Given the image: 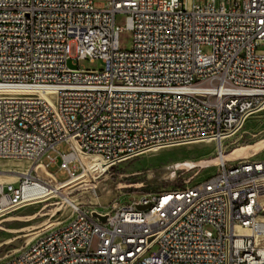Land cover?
Listing matches in <instances>:
<instances>
[{
  "label": "built area",
  "instance_id": "obj_1",
  "mask_svg": "<svg viewBox=\"0 0 264 264\" xmlns=\"http://www.w3.org/2000/svg\"><path fill=\"white\" fill-rule=\"evenodd\" d=\"M117 13L133 34L128 51L118 48ZM0 49V161L29 163L24 173L0 170V179L15 177L0 180V218L35 205L40 189L93 170L92 189L117 165L163 150L212 143L221 158L264 110V0H0ZM95 60L102 71L78 65ZM122 85L133 87L134 99L112 94ZM87 159L105 170L85 168ZM53 165L64 182L48 173ZM38 167L55 182L38 177ZM198 176L141 191L128 205L114 196L69 207L67 219L31 233L0 264H264V157ZM93 211L108 215L106 224Z\"/></svg>",
  "mask_w": 264,
  "mask_h": 264
},
{
  "label": "rangeland",
  "instance_id": "obj_2",
  "mask_svg": "<svg viewBox=\"0 0 264 264\" xmlns=\"http://www.w3.org/2000/svg\"><path fill=\"white\" fill-rule=\"evenodd\" d=\"M94 1H95L96 6L102 5V0H94ZM126 18H127V15L122 14V13H117L114 15V25H115V27H118L121 29V31L118 34V48L122 51H128L133 46V34L126 27ZM204 52L205 53H213V49L211 47H205ZM78 65L84 67L87 70H91V71H102L104 68V65H103L101 60H95L92 63H90L88 61H80V62H78ZM69 66L71 68L73 67L71 65V63H69ZM248 134H251L253 136H248ZM241 135H242V138H241V141L239 142V145L252 143L258 139L264 138V110L261 113H259L258 115L251 117L247 121ZM58 149H59L60 154H66L67 153V146H65L64 144H61L58 147ZM53 155H57V154L53 153ZM57 156H58V160L60 161L61 160L60 155H57ZM213 156H214V145L212 143L190 144V145L175 147V148L170 149V150H163V151H160L153 156H150V157L145 156V157L139 158L137 160H134L128 166V168H126L124 171H121V172H123L124 174L143 173V172H146L149 170L158 169V168L168 166V165L178 163V162L198 161L201 159H208V158H211ZM258 156L263 158L264 152H262ZM28 166H29L28 162H24V161L17 160V159L4 160V161L0 162V170L1 171L18 170L17 172H19V171L24 172V170L27 169ZM47 171L49 174H51L53 177H55V179L59 183L64 182L68 177L66 174H63L61 172L58 165H53L51 167H48ZM214 172H215V168L206 169L204 171H201L199 173V176L196 177L194 180L204 179V178L212 175ZM195 173H196V170L190 171L188 173H183V174L178 173L176 175L177 185H180V180H182V179L186 180L189 177H191L192 175H194ZM110 174H111V172H110ZM109 175H107L106 177H104L102 179L107 178ZM91 176H93V177H91ZM86 177H88L87 182L78 185L72 191H65V193L56 194L55 196H58V197L50 199L46 203H39V204H35V205L24 206L23 208L19 209L17 212H15L9 216H6L4 218H0V221L7 219L9 217H25V216L33 215V214L37 213L38 210L42 206L63 200V199H61V197L68 196V199H69L70 197L80 195L82 193L89 191L90 189L88 187H92V186H90V183H88V182L95 179L96 175H94V173H92V172H91V174L87 172ZM143 178H144L143 176L137 175L133 179L134 180H140ZM102 179H100V180H102ZM0 180L7 181V182L8 181L9 182L15 181V177L9 176L7 179L1 178ZM79 181H81V180H79ZM163 187H167V186L166 185L155 186V187L148 188V189H145L142 191H154L156 189L163 188ZM85 189H87V190H85ZM54 190H56V188ZM54 190H52V191H54ZM52 191H49V192H52ZM80 191H82V192H80ZM59 192H62V190ZM121 192H123L125 194L123 196L117 197L119 195V192H118L111 197L100 198L99 199L100 203L102 205H106L107 202L111 198H114V196H115V198H117L116 202H118L120 205H128V204H131V203L137 201L140 198L139 192H141V191L125 190V191H121ZM94 201L96 202L98 200L95 199ZM68 205H69V207H72V206L77 205V204L68 202ZM84 209L88 210V211L93 210L91 207L84 208ZM49 211H51V208L45 209L44 211H42V213L49 212ZM96 211L101 212V213H107L109 211V208H97ZM69 214H70V211L68 208L66 210V212H64L63 215L55 216L50 221V223H52V222L57 223V222L64 221L65 219H67ZM46 219H47L46 217L37 218L30 223H21V222H15V221L14 222H5L1 226L6 230H19V229H23V228H26V227H29L32 225H39L43 221H45ZM50 223H48V224H50ZM45 226H43V227H45ZM31 233H33V232H31ZM31 233L26 234V235H17V234L8 233L5 231H0V253L2 251H5V255H6V254H9V253L15 251V249H17V248L6 247L5 246L6 243L9 241H12L14 239H20L22 237H25V241H26L29 238V235Z\"/></svg>",
  "mask_w": 264,
  "mask_h": 264
},
{
  "label": "water",
  "instance_id": "obj_3",
  "mask_svg": "<svg viewBox=\"0 0 264 264\" xmlns=\"http://www.w3.org/2000/svg\"><path fill=\"white\" fill-rule=\"evenodd\" d=\"M49 97L55 100V94L49 93ZM264 152V138L258 139L252 143L237 145L231 147L221 158L211 157L208 159H201L198 161H185L178 162L168 166H164L158 169L149 170L143 173H133V174H116L115 180H111L110 177L102 179L94 184V188L89 191L70 197L68 200H61L59 202L46 204L42 206L37 213L25 216V217H9L7 219L0 221V231H5L8 233H13L17 235H26L31 232L37 231L43 226L50 223V221L57 215H63L64 212L69 208L68 202L74 204H83L89 203L96 198L111 197L114 194L125 191V190H134L142 191L148 188L155 186H164L167 187H177L176 175L178 173H188L190 171H195L196 173L189 178L191 180L193 177L197 176L201 171L210 168H216L221 163H233L242 160H249L260 155ZM157 154V153H156ZM155 155V154H154ZM133 161H127L117 165L114 169L111 170V173L124 171ZM36 175L45 180H50L54 183V179L48 175L42 167L36 169ZM143 176V179L134 180L135 176ZM124 179H127L125 181ZM47 208H51V211L42 213ZM92 218L98 220L102 224H106L108 215H100L96 211L91 212ZM46 217L47 219L39 225H32L19 230H6L1 225L5 222H21V223H30L37 218ZM25 241V237L20 239H14L6 243V247L21 248L22 242ZM5 256V251L0 253V258Z\"/></svg>",
  "mask_w": 264,
  "mask_h": 264
},
{
  "label": "bare ground",
  "instance_id": "obj_4",
  "mask_svg": "<svg viewBox=\"0 0 264 264\" xmlns=\"http://www.w3.org/2000/svg\"><path fill=\"white\" fill-rule=\"evenodd\" d=\"M5 32H13V21H6L5 22ZM205 47H211L213 49V42L212 41H205L204 42V48ZM5 57H6V50L0 49V73H4V71H5ZM160 90H168V82H161L160 83ZM46 91H53V84H46ZM0 92H2V85H0ZM112 94L115 97H121V102H129L131 99H134V89L131 85H122V88L112 87ZM173 97H180V89H173ZM48 102H55V100H53L51 97L48 96ZM26 112H27V102L26 101H19L18 102V114L19 115H26ZM104 125H111V118H104ZM2 161H4V160H2ZM102 165H103L102 163H98V161L94 160V159L93 160H89V159L85 160V168H92L93 166H97L96 169H99V172H100V171L105 170ZM7 171L17 172L18 170H7ZM90 172L94 173V175H97V174H95V172H93V170H90ZM17 173H24V172L19 171ZM8 177L9 176L5 177V179H7ZM91 177H93V176H91ZM87 178L88 177H86L85 175H82L77 180L68 182L63 186L56 188V190H54L52 192L40 189L38 194L40 195L39 197L41 199L39 201L35 202V204L46 203L50 199L58 197V196H55L56 194L65 193V191H72L78 185L87 182ZM79 180H81V181H79ZM61 190H62V192H59Z\"/></svg>",
  "mask_w": 264,
  "mask_h": 264
},
{
  "label": "flooded vegetation",
  "instance_id": "obj_5",
  "mask_svg": "<svg viewBox=\"0 0 264 264\" xmlns=\"http://www.w3.org/2000/svg\"><path fill=\"white\" fill-rule=\"evenodd\" d=\"M116 174H124V173L123 172H114V173H111L108 177H110L111 180H115L116 179V177H115ZM124 180L127 181V179H124Z\"/></svg>",
  "mask_w": 264,
  "mask_h": 264
}]
</instances>
